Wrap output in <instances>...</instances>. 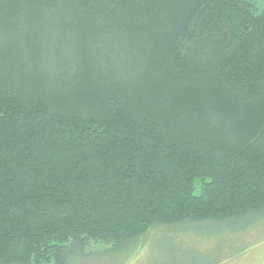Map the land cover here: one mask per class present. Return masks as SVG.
Segmentation results:
<instances>
[{
	"label": "trees",
	"instance_id": "trees-1",
	"mask_svg": "<svg viewBox=\"0 0 264 264\" xmlns=\"http://www.w3.org/2000/svg\"><path fill=\"white\" fill-rule=\"evenodd\" d=\"M256 4L0 0V264L264 213Z\"/></svg>",
	"mask_w": 264,
	"mask_h": 264
},
{
	"label": "rangeland",
	"instance_id": "rangeland-1",
	"mask_svg": "<svg viewBox=\"0 0 264 264\" xmlns=\"http://www.w3.org/2000/svg\"><path fill=\"white\" fill-rule=\"evenodd\" d=\"M254 2L258 13L264 11V0ZM134 243L116 249L90 241L86 247L93 257L68 264H264V213L234 224L206 227L187 221L174 230L152 229Z\"/></svg>",
	"mask_w": 264,
	"mask_h": 264
}]
</instances>
